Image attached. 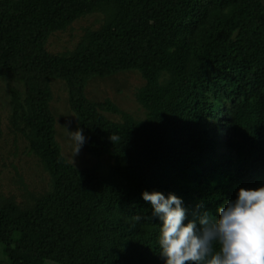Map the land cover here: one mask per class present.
<instances>
[{
    "label": "trees",
    "instance_id": "16d2710c",
    "mask_svg": "<svg viewBox=\"0 0 264 264\" xmlns=\"http://www.w3.org/2000/svg\"><path fill=\"white\" fill-rule=\"evenodd\" d=\"M89 16L100 24L74 50L48 51L52 33ZM127 73L141 80V116L86 90ZM53 80L90 167L62 155ZM0 81L20 157L48 181L0 193V264H164L142 192L181 198L186 224L264 186V0H0Z\"/></svg>",
    "mask_w": 264,
    "mask_h": 264
},
{
    "label": "clouds",
    "instance_id": "9594fccd",
    "mask_svg": "<svg viewBox=\"0 0 264 264\" xmlns=\"http://www.w3.org/2000/svg\"><path fill=\"white\" fill-rule=\"evenodd\" d=\"M68 133L76 153L85 136L80 129ZM141 198L160 221L158 246L164 264H264V186L239 188L233 200L217 207L216 217L204 212L186 224L187 210L176 195L144 191Z\"/></svg>",
    "mask_w": 264,
    "mask_h": 264
},
{
    "label": "rangeland",
    "instance_id": "374dc122",
    "mask_svg": "<svg viewBox=\"0 0 264 264\" xmlns=\"http://www.w3.org/2000/svg\"><path fill=\"white\" fill-rule=\"evenodd\" d=\"M99 21L98 16H89L65 32L52 33L46 43L48 51L71 52L77 46L84 29L97 28ZM137 77V73H127L104 80L93 77L88 81L86 90L89 97L95 101L109 99L122 110L141 116L139 107L134 101V88L141 85V80L139 77L137 80ZM8 89V85L0 81V193L8 194L13 191L15 195H21L24 189H27L28 192L41 194L48 188L47 186L45 188L48 182L45 178L47 175L36 158L27 155L22 156V159L20 157L25 148V141L10 130L7 108ZM51 90L53 102L50 107L56 118V139L63 157L76 167H90L96 161L85 155L81 148L75 153V141L68 133L75 131L70 124L71 121H66L67 118L72 120V114L67 107V89L64 82L53 80ZM106 162V159H101L102 164L105 165Z\"/></svg>",
    "mask_w": 264,
    "mask_h": 264
}]
</instances>
